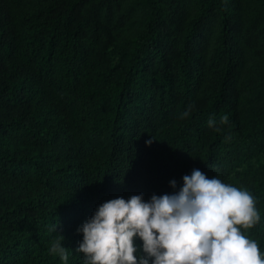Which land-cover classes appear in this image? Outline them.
<instances>
[{
  "label": "trees",
  "instance_id": "trees-1",
  "mask_svg": "<svg viewBox=\"0 0 264 264\" xmlns=\"http://www.w3.org/2000/svg\"><path fill=\"white\" fill-rule=\"evenodd\" d=\"M193 169L257 198L264 254V0H0V264H82L101 204Z\"/></svg>",
  "mask_w": 264,
  "mask_h": 264
},
{
  "label": "clouds",
  "instance_id": "clouds-1",
  "mask_svg": "<svg viewBox=\"0 0 264 264\" xmlns=\"http://www.w3.org/2000/svg\"><path fill=\"white\" fill-rule=\"evenodd\" d=\"M192 110L189 105L181 118ZM228 119L221 116L219 124ZM216 123L209 118V127ZM182 181L174 194L104 202L77 229L82 240L72 251L82 254V264H264L257 241L245 234L260 222L257 198L217 177L209 179L199 169ZM170 186L175 188V181ZM63 239L57 234L49 253L67 264L70 252Z\"/></svg>",
  "mask_w": 264,
  "mask_h": 264
}]
</instances>
